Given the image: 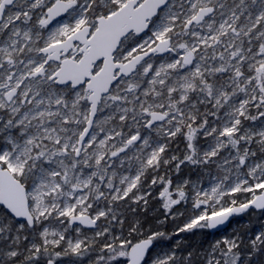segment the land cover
<instances>
[{"label":"snow or ice","instance_id":"1","mask_svg":"<svg viewBox=\"0 0 264 264\" xmlns=\"http://www.w3.org/2000/svg\"><path fill=\"white\" fill-rule=\"evenodd\" d=\"M185 205L264 216V0H0V264H264Z\"/></svg>","mask_w":264,"mask_h":264},{"label":"trees","instance_id":"2","mask_svg":"<svg viewBox=\"0 0 264 264\" xmlns=\"http://www.w3.org/2000/svg\"><path fill=\"white\" fill-rule=\"evenodd\" d=\"M153 204H155V202H153ZM155 215H159V212L157 211V212H153L149 214V221L151 222L150 227L153 229L159 228L160 230L165 231L166 233H169L168 231L170 230L174 232L178 226H182L183 223L185 222L184 221L185 217L181 216V217H176L174 220L171 218H168L165 220L163 224H161L159 222L154 221L153 218ZM237 218L239 220L244 221V225L242 227L243 228L242 230L243 238H245L248 233L250 235H253L255 231L258 229V227H261L262 224H264V216L252 210H250L244 216L237 217ZM237 218H234L233 222L231 223L228 229L232 227V225L234 224V221L237 220ZM161 219H163V217H161ZM196 231L197 230H195L192 233H183L185 234V236L181 239V243L184 246L185 251H187L188 249L198 250L200 248L198 245L199 244L198 242H201L203 240L204 232L207 235V237H210V235L212 236V233L211 231H209V229L203 230V232H200L199 234H197ZM201 233L202 235H200ZM86 264H87V261H86Z\"/></svg>","mask_w":264,"mask_h":264},{"label":"rangeland","instance_id":"3","mask_svg":"<svg viewBox=\"0 0 264 264\" xmlns=\"http://www.w3.org/2000/svg\"><path fill=\"white\" fill-rule=\"evenodd\" d=\"M184 173L191 176V178L193 180L197 179V173L196 172H189L188 168L184 169ZM203 183L207 184L208 182V177L200 174ZM180 211L183 213V215L177 216V217H185L184 221H186L187 219H189L192 214H193V210L191 209L190 205H185L184 207L180 208ZM243 225H244V221L243 220H239L237 218V220L234 221V224L232 225V227L230 229H227L226 231L216 234V235H210V237H207V235L204 232V236H203V240L201 242H198L199 244V249L201 248H207L212 242L221 239L223 237H232V236H239L241 238L242 237V230H243ZM262 228H264V224H262L261 227H258V229L255 231V233L259 232ZM203 230H207V229H198L196 232L197 234H199L200 232H203ZM169 235H171V239L170 240H163V241H157L158 244H162L163 246H165V251L168 250L169 246L172 247L173 249L175 248V243L177 241V239H181L185 236V234H180V237H176L174 235H172V230L168 231ZM202 235V233L200 234ZM252 235H250L249 233L246 235V237L244 239L250 238ZM259 259V254H257L256 256L253 257V260H257Z\"/></svg>","mask_w":264,"mask_h":264},{"label":"water","instance_id":"4","mask_svg":"<svg viewBox=\"0 0 264 264\" xmlns=\"http://www.w3.org/2000/svg\"><path fill=\"white\" fill-rule=\"evenodd\" d=\"M252 211H254V210H252ZM247 213L248 212L242 213L240 215H234V216L230 217L229 220L224 225L218 226V228H216V229H209V231H211L212 234L222 233V232L226 231L229 228V226L231 225V223L233 222L235 217H241V216H244Z\"/></svg>","mask_w":264,"mask_h":264},{"label":"flooded vegetation","instance_id":"5","mask_svg":"<svg viewBox=\"0 0 264 264\" xmlns=\"http://www.w3.org/2000/svg\"><path fill=\"white\" fill-rule=\"evenodd\" d=\"M137 39H139V38H137ZM84 231L89 232V233L91 232V230H88V229H84Z\"/></svg>","mask_w":264,"mask_h":264},{"label":"bare ground","instance_id":"6","mask_svg":"<svg viewBox=\"0 0 264 264\" xmlns=\"http://www.w3.org/2000/svg\"><path fill=\"white\" fill-rule=\"evenodd\" d=\"M159 242V241H158Z\"/></svg>","mask_w":264,"mask_h":264}]
</instances>
